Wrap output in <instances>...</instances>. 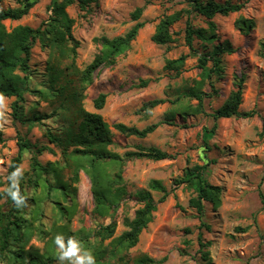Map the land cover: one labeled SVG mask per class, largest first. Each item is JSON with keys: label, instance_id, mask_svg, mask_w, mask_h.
<instances>
[{"label": "rangeland", "instance_id": "obj_1", "mask_svg": "<svg viewBox=\"0 0 264 264\" xmlns=\"http://www.w3.org/2000/svg\"><path fill=\"white\" fill-rule=\"evenodd\" d=\"M60 1L38 0L23 18L4 24L8 29L16 25L37 28L49 20L54 3ZM2 6L18 4L3 0ZM142 6L140 18L133 20L131 13ZM66 12L73 20L72 40L67 42L66 50L61 53L58 47H45L35 41L31 51L32 77L29 91L22 96V106L26 115H48L43 125L14 120L11 103L19 98H0V192L7 187L10 161L19 154L21 163L14 180L27 197L22 214L28 228L21 239L23 248L58 256L53 264H137L140 257L159 261L156 264H264V0H247L240 11L214 18L217 35L228 40L236 51L222 56V71L209 79H203L198 67L195 51H204L201 41L194 39L193 51L184 41L187 17L194 28H207L204 17L190 12L188 0H97L84 10L75 1ZM173 13L181 17L171 27V42L155 44L151 37L156 25ZM240 16L254 21V28L246 35L234 26ZM136 23L143 26L129 48L104 64L75 100L72 93L80 75L76 73L99 54L100 39L122 36ZM73 45L76 54L72 60L69 49ZM180 55L186 59L178 75L164 68L167 60ZM71 64L73 68L68 69ZM50 70L63 71L60 81L66 87L62 92L49 88ZM240 77L244 82L239 111L253 112L251 117L214 120L192 112L198 102L187 96L189 91L200 89L206 93L203 107L215 110ZM100 93L106 94V99L104 106L96 109L93 101ZM154 99L164 102L147 109L145 104ZM79 108L99 114L110 126L113 143L106 151L116 155L114 158L94 160L74 153L73 146L64 150L47 138L46 128L56 133L75 129L80 121ZM181 109L188 114L182 116L177 112ZM173 113L176 115L171 118ZM115 123L138 129L160 124L141 138L119 133L112 127ZM19 138L45 149L36 154L45 168L38 176L31 167L35 154L20 146ZM139 147H154L170 157L154 160L128 156L138 152ZM93 165L97 168L98 188L111 200L103 216L95 210L89 175ZM197 166L204 167L203 180L221 188L218 205L203 202L201 219L188 203L200 185V179L191 174ZM152 180L165 187L167 198L158 204L137 244L110 257L117 238L126 230L124 219L133 218L140 207L138 192L148 190L154 200L161 198L163 193L149 189ZM181 180L188 182L177 185ZM8 208L4 197L0 212L5 214ZM201 221L209 229L200 226ZM109 224L114 225V233L101 240ZM70 235L74 240L63 249ZM200 242L210 243L208 260L198 252ZM99 249H106L107 254L95 262ZM0 264L15 263L8 258Z\"/></svg>", "mask_w": 264, "mask_h": 264}, {"label": "trees", "instance_id": "obj_2", "mask_svg": "<svg viewBox=\"0 0 264 264\" xmlns=\"http://www.w3.org/2000/svg\"><path fill=\"white\" fill-rule=\"evenodd\" d=\"M38 0H15L18 6L16 7H3L0 0V98L6 97H18L11 103L12 117L14 120L27 124L34 125L40 123L43 125L42 120L47 118L48 115H26L23 112V94L29 91V81L32 77L30 69L31 51L35 41H38L43 46H55L61 49L63 53L67 46V42L72 40L71 27L73 20L68 16L66 8L72 5L75 1L81 10H84L88 5L97 0H61L55 2L52 8V14L49 20L43 25L32 28L27 25H16L12 28H7L4 24L5 21H18L28 14L30 9ZM247 0H237L232 3L229 1L218 2L216 0H188L190 12H194L204 17L207 20V28H194L190 19L187 17L184 28V41L190 50L193 51V41L198 39L201 41V48L203 52H196L198 59V67L202 70L201 74L203 79H209L212 74L218 75L222 71V56L224 54H232L236 51V48L226 39L222 40L216 33V23L214 18L217 15L227 16L232 13H236L243 8L244 3ZM144 10V7H137L132 13L131 18L138 20ZM179 13H173L164 16L156 25L154 33L151 37L152 42L158 45H165L172 40V25L180 19ZM142 23H136L131 29H129L124 35L115 37L113 39L101 38L102 48L99 54L88 64L76 80V89L73 91L72 96L75 100H78L80 93L91 84L93 78L98 73L99 69L109 62H113L114 57L125 52L131 42L135 40L138 35ZM234 26L239 30L241 34H248L254 28V21L251 18L243 16L238 17L234 21ZM76 44V43H75ZM69 49L72 60L75 57V47ZM262 49L264 52V43H262ZM186 56L180 55L175 59H169L166 61L164 68L166 70L175 71L178 75L185 63ZM73 62V61H72ZM208 63H211V67H208ZM73 68V64L67 67ZM65 68V69H67ZM60 70L49 71V88L55 89L58 92H62L66 87L61 79ZM243 82L244 78L240 77L236 79L234 89L229 93L223 104L215 109L207 111L203 107V102L206 93H203L200 89L188 92L187 96L197 100V107L192 109V112L203 113L214 120L230 117H251L253 112L242 113L239 111V106L242 103L243 94ZM145 84V82L143 83ZM58 86V87H56ZM71 87V86H70ZM186 96V95H185ZM106 94L100 93L93 101L96 109H101L104 106ZM164 101L161 99H154L148 101L145 104L147 109H153ZM182 116L187 115L186 110H178ZM80 121L76 125L75 129L66 128L60 132H52L50 128L45 129L47 138L65 150L67 146H73L74 153L81 154L83 156L91 157L92 159L110 158L116 156L106 151V147L113 143L110 126L102 119L97 113L85 111L83 108H79ZM176 113H173V118ZM160 123L151 124L143 129H138L133 126H127L122 123H115L112 127L119 133L145 137L153 132ZM3 142V134L0 131V144ZM19 144L24 149L34 152L35 156L32 159V170L36 176H38L42 168L36 159V154H41L42 147H38L32 144L26 139L19 138ZM129 157H147L154 160H164L170 156L157 148H138V152L128 153ZM21 163V157L18 154L11 159L10 165L7 171V187L5 191L0 192V208L1 200L6 197L7 204L9 205L7 213L0 212V261H5L11 258L15 264H53L57 257H53L52 254H40L38 251L30 248L25 250L21 245V239L27 231L26 220L22 214L27 205V197L23 191V187L14 180V173L18 170ZM203 166H197L193 170L194 177L200 179V185L195 197L189 199V206L194 208L200 219L204 213L203 202L208 201L213 205L220 203L221 188L215 185H211L202 179ZM94 186V198L96 201L95 210L99 215L106 214V208L111 204L108 193L98 188V173L96 165L92 166V171L89 172ZM188 181H178V184L187 183ZM150 190L159 191L162 194L159 200H154L150 191L142 190L138 192V201L140 207L134 212L133 218H125L123 221L126 230L117 238L115 248L110 250V257H117L122 249H128L135 246L138 242L139 235L146 229L149 223L153 220V214L157 210L159 203L165 201L168 196V192L165 187L157 181L152 180L149 184ZM107 201L109 203H107ZM264 202V199H263ZM200 226L209 229V226L201 221ZM106 235H101V240L109 238L114 233V225L109 224L104 228ZM72 235L66 241L63 249L73 242ZM209 242H200L198 252L201 254L203 260H208V247ZM107 250L99 249L97 251L98 262L106 257ZM156 261L147 257H140L137 260V264H156Z\"/></svg>", "mask_w": 264, "mask_h": 264}]
</instances>
